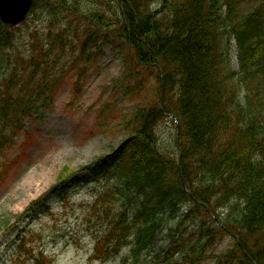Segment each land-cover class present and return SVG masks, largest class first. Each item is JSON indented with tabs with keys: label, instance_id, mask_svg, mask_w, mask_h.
Returning a JSON list of instances; mask_svg holds the SVG:
<instances>
[{
	"label": "trees",
	"instance_id": "1",
	"mask_svg": "<svg viewBox=\"0 0 264 264\" xmlns=\"http://www.w3.org/2000/svg\"><path fill=\"white\" fill-rule=\"evenodd\" d=\"M24 26L22 51L17 29L0 22V159L25 121L53 107L66 77L77 71L79 94L103 49H118L116 87L138 99L122 146L84 169L105 183L88 207L107 230L97 253L132 239L134 264H201L230 237L231 248L210 255L218 264H264V0H39ZM167 118L171 146L158 132ZM168 222L196 228L171 227L169 252L155 253ZM33 251L20 252L23 262L54 264Z\"/></svg>",
	"mask_w": 264,
	"mask_h": 264
},
{
	"label": "rangeland",
	"instance_id": "2",
	"mask_svg": "<svg viewBox=\"0 0 264 264\" xmlns=\"http://www.w3.org/2000/svg\"><path fill=\"white\" fill-rule=\"evenodd\" d=\"M38 27L42 31L44 26ZM16 29L17 45L25 51L31 30L23 25ZM114 49H103V55L89 69L79 94L76 93L79 85H72L77 82V71L66 77L63 83L70 80L59 90L53 107L25 121L24 131L0 159V264H13L22 255L17 247L23 236L27 237L26 244L32 242L33 247L45 251L56 264H122L126 248L104 262L92 259L103 227L89 223L87 207L105 183L99 184L92 178L90 185L69 186L71 190L64 196L56 195L60 180L79 172L78 177H84L82 168L122 146L125 139L123 124L138 97L116 87L124 68L121 51ZM233 62L238 68L235 58ZM158 132L163 144H173L176 128L169 118ZM36 201L49 203L31 209L27 215L28 207ZM178 226L175 222L167 223L154 243L156 253L169 250L171 241L167 236L171 227ZM195 228L189 223L181 226L179 232L182 234L187 229L189 234ZM231 244V238L227 237L211 253H223ZM171 264L188 263L175 258ZM202 264L217 262L205 259Z\"/></svg>",
	"mask_w": 264,
	"mask_h": 264
},
{
	"label": "water",
	"instance_id": "3",
	"mask_svg": "<svg viewBox=\"0 0 264 264\" xmlns=\"http://www.w3.org/2000/svg\"><path fill=\"white\" fill-rule=\"evenodd\" d=\"M36 3L37 0H0V21L15 28L27 20Z\"/></svg>",
	"mask_w": 264,
	"mask_h": 264
}]
</instances>
